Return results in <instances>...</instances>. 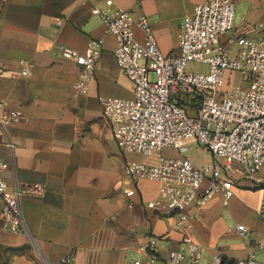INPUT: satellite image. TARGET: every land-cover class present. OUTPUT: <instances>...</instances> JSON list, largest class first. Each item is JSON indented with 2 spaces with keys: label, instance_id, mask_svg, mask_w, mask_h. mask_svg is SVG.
<instances>
[{
  "label": "crops",
  "instance_id": "0c3cea01",
  "mask_svg": "<svg viewBox=\"0 0 264 264\" xmlns=\"http://www.w3.org/2000/svg\"><path fill=\"white\" fill-rule=\"evenodd\" d=\"M207 1L0 0V117L18 116L0 125V159L9 165L10 188L23 192L28 230H3L0 197V264H62L66 256L74 257L70 264H135L146 259L142 248L152 239L158 240V264H169L184 236L203 248L200 264H236L251 247L263 261L256 245L264 240L258 216L264 177L237 182L230 200L217 195L206 205L193 203L181 230L178 213L147 206L159 198L160 182L126 172L128 164L154 165L158 156L123 152L103 117L101 98L131 100L134 84L116 63V38L92 10L145 16L169 55L178 53L181 22ZM236 32L264 40V0H239ZM135 34L144 40L138 27ZM93 40L104 43L96 76L87 95H76L80 67L64 58L60 47L85 53ZM22 60L31 64L27 77ZM163 154L179 156L170 149ZM189 156L199 167L212 161L196 143ZM35 185L44 190L34 193ZM239 224L252 232L251 240L231 230ZM182 264H193L192 257Z\"/></svg>",
  "mask_w": 264,
  "mask_h": 264
},
{
  "label": "built area",
  "instance_id": "2783aa9c",
  "mask_svg": "<svg viewBox=\"0 0 264 264\" xmlns=\"http://www.w3.org/2000/svg\"><path fill=\"white\" fill-rule=\"evenodd\" d=\"M238 3L209 0L197 5L180 24L178 53L169 55L160 49L145 16L92 10L116 38V63L134 84L131 100L101 98L103 117L123 152L158 156L156 164L130 163L126 172L136 180L160 182L159 198L147 206L178 213L181 230L187 228L185 211L193 203L206 205L217 195L230 200L237 182L264 177V40L237 34ZM135 27L144 33L142 42L136 38ZM103 44V40H93L85 53L60 47L64 58L80 67L73 86L76 95L89 93ZM191 64L198 69L190 71ZM20 65L22 75L29 76L31 64L22 60ZM17 118V114L2 116L0 125ZM194 143L211 154V163L203 167L194 163L189 156ZM167 149L179 156L164 155ZM8 167L0 159L3 230L28 233L21 208L23 192L10 188L5 178ZM43 190L41 185L33 188L34 193ZM258 216L264 227V203ZM231 230L244 241L251 240L247 226L239 224ZM256 247L264 254V240ZM202 251L191 237L184 236L182 249L171 254L169 264H182L187 256L193 264H200ZM142 254L146 259L135 264H158V240H150ZM73 261L74 257L66 256L61 263ZM236 264L264 262L251 247L247 258Z\"/></svg>",
  "mask_w": 264,
  "mask_h": 264
},
{
  "label": "rangeland",
  "instance_id": "374dc122",
  "mask_svg": "<svg viewBox=\"0 0 264 264\" xmlns=\"http://www.w3.org/2000/svg\"><path fill=\"white\" fill-rule=\"evenodd\" d=\"M195 69H198V67L191 64L189 70L194 71ZM263 262H264V254H263Z\"/></svg>",
  "mask_w": 264,
  "mask_h": 264
}]
</instances>
